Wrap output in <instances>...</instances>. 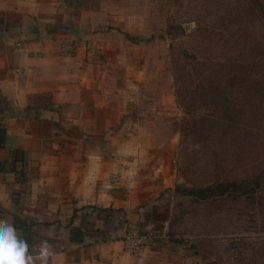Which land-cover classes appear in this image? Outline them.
Here are the masks:
<instances>
[{
	"label": "crops",
	"instance_id": "1",
	"mask_svg": "<svg viewBox=\"0 0 264 264\" xmlns=\"http://www.w3.org/2000/svg\"><path fill=\"white\" fill-rule=\"evenodd\" d=\"M137 10L135 0H0V221L31 222L34 264L196 263L169 239L140 254L123 242L165 233L157 218L172 194L150 147H136L151 137L133 128L148 60L127 38Z\"/></svg>",
	"mask_w": 264,
	"mask_h": 264
},
{
	"label": "rangeland",
	"instance_id": "2",
	"mask_svg": "<svg viewBox=\"0 0 264 264\" xmlns=\"http://www.w3.org/2000/svg\"><path fill=\"white\" fill-rule=\"evenodd\" d=\"M135 5L141 25L127 38L131 47L146 45L136 52L148 60L146 87L134 96L142 121L133 128L151 134L136 147H150L147 161L170 178L163 195L172 191L157 220L195 264H264V0ZM139 72L131 70L137 83ZM257 182L245 197L178 193Z\"/></svg>",
	"mask_w": 264,
	"mask_h": 264
},
{
	"label": "trees",
	"instance_id": "3",
	"mask_svg": "<svg viewBox=\"0 0 264 264\" xmlns=\"http://www.w3.org/2000/svg\"><path fill=\"white\" fill-rule=\"evenodd\" d=\"M6 137H7L6 131L0 128V148L3 146ZM2 171H3V167L0 164V172ZM260 187L261 186L259 182H257L256 185L252 188L243 184L228 183V184H218L201 189L178 188V193L182 194L185 197H191L197 200L208 201L217 198H225L229 195H234V194H237L240 197L249 196L250 194H254L257 191V189H259ZM14 225L17 229L22 230L26 235H28L29 239H26V241L31 242V238H30L31 237L30 229L32 226L31 222L22 221L19 218H16Z\"/></svg>",
	"mask_w": 264,
	"mask_h": 264
},
{
	"label": "clouds",
	"instance_id": "4",
	"mask_svg": "<svg viewBox=\"0 0 264 264\" xmlns=\"http://www.w3.org/2000/svg\"><path fill=\"white\" fill-rule=\"evenodd\" d=\"M0 264H34L29 245L13 223L0 221Z\"/></svg>",
	"mask_w": 264,
	"mask_h": 264
},
{
	"label": "built area",
	"instance_id": "5",
	"mask_svg": "<svg viewBox=\"0 0 264 264\" xmlns=\"http://www.w3.org/2000/svg\"><path fill=\"white\" fill-rule=\"evenodd\" d=\"M167 239V234L152 235L138 231L130 232L125 235L123 242L128 252L132 254H140L154 247L158 240Z\"/></svg>",
	"mask_w": 264,
	"mask_h": 264
}]
</instances>
